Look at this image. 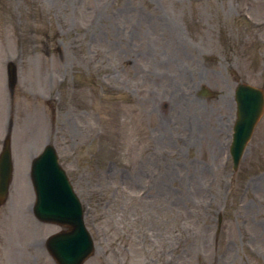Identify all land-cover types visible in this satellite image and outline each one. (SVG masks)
Returning a JSON list of instances; mask_svg holds the SVG:
<instances>
[{
  "label": "rangeland",
  "instance_id": "1",
  "mask_svg": "<svg viewBox=\"0 0 264 264\" xmlns=\"http://www.w3.org/2000/svg\"><path fill=\"white\" fill-rule=\"evenodd\" d=\"M239 82L264 89V0H0L1 263L55 264L58 228L30 213L51 144L94 240L84 264H264V113L236 172L228 154Z\"/></svg>",
  "mask_w": 264,
  "mask_h": 264
},
{
  "label": "water",
  "instance_id": "2",
  "mask_svg": "<svg viewBox=\"0 0 264 264\" xmlns=\"http://www.w3.org/2000/svg\"><path fill=\"white\" fill-rule=\"evenodd\" d=\"M10 79L13 77L9 67ZM236 121L234 124V143L231 153L235 157V149L241 151L253 125L258 120L263 106L264 95L260 89L239 84L235 90ZM50 147V146H49ZM51 153V152H50ZM236 163V159H235ZM10 151L8 139L5 140L0 154V202L7 193L10 180ZM36 192L34 211L41 220H64L70 223L72 232L59 237L58 247L62 244L63 254L59 264H80L81 258L91 252L90 241L74 213L79 214V203L64 173L56 165L55 157H48L47 164L36 162L32 172ZM91 247V248H90ZM75 259V261H74Z\"/></svg>",
  "mask_w": 264,
  "mask_h": 264
},
{
  "label": "bare ground",
  "instance_id": "3",
  "mask_svg": "<svg viewBox=\"0 0 264 264\" xmlns=\"http://www.w3.org/2000/svg\"><path fill=\"white\" fill-rule=\"evenodd\" d=\"M5 109H6V104L4 101V103L0 106V112H2L3 114ZM10 205H11V200H9V202L0 210L3 211L0 216L5 218L4 220L0 219V236H6L11 232V229L8 228L10 223L5 222V220L9 218V216L7 217V215L9 213L8 209L10 208L9 207Z\"/></svg>",
  "mask_w": 264,
  "mask_h": 264
}]
</instances>
